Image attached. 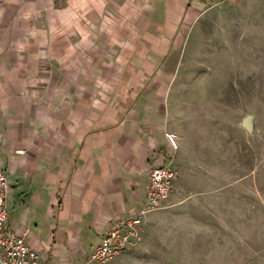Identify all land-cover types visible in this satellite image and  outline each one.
Listing matches in <instances>:
<instances>
[{
	"label": "crops",
	"instance_id": "crops-1",
	"mask_svg": "<svg viewBox=\"0 0 264 264\" xmlns=\"http://www.w3.org/2000/svg\"><path fill=\"white\" fill-rule=\"evenodd\" d=\"M223 1L0 0V169L10 177L9 223L28 230L41 264L90 262L111 220L141 208L157 165L177 173L170 205L209 221L218 213L194 184L227 180L241 147L226 135L254 134L255 115L232 110L227 95L170 101L165 65L187 24ZM189 157L216 175L188 174Z\"/></svg>",
	"mask_w": 264,
	"mask_h": 264
},
{
	"label": "rangeland",
	"instance_id": "rangeland-1",
	"mask_svg": "<svg viewBox=\"0 0 264 264\" xmlns=\"http://www.w3.org/2000/svg\"><path fill=\"white\" fill-rule=\"evenodd\" d=\"M234 3L209 7L188 23L181 48L170 52L165 65L166 72L173 73L170 101L176 96L227 95L232 110L255 115L254 134L226 135L233 148L241 147L240 161L232 159L226 181L218 179L213 166H194L192 158L187 159L188 174L199 170L216 175L194 188L206 189L201 197L213 198L218 213L209 221L206 214H193L191 205L178 208L168 200L151 212L142 239L108 264H264V0ZM233 122L227 112L225 123ZM216 124L221 125L214 121L209 126ZM184 182L186 194H191L193 184ZM224 208L226 213L221 212Z\"/></svg>",
	"mask_w": 264,
	"mask_h": 264
},
{
	"label": "built area",
	"instance_id": "built-area-1",
	"mask_svg": "<svg viewBox=\"0 0 264 264\" xmlns=\"http://www.w3.org/2000/svg\"><path fill=\"white\" fill-rule=\"evenodd\" d=\"M166 135L175 152L180 147L176 135L169 132ZM176 178L177 173L170 164L152 167L143 205L134 215L111 220L110 228L91 254V261L108 264L126 248L135 246L142 239L147 215L160 209L169 200ZM10 189V177L0 169V264H41L40 254L26 240L28 230L18 232L9 223Z\"/></svg>",
	"mask_w": 264,
	"mask_h": 264
},
{
	"label": "water",
	"instance_id": "water-1",
	"mask_svg": "<svg viewBox=\"0 0 264 264\" xmlns=\"http://www.w3.org/2000/svg\"><path fill=\"white\" fill-rule=\"evenodd\" d=\"M250 129L252 130V127H250Z\"/></svg>",
	"mask_w": 264,
	"mask_h": 264
}]
</instances>
